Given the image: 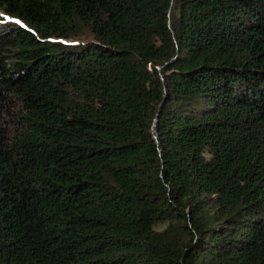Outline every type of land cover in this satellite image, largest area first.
<instances>
[{
	"label": "trees",
	"instance_id": "trees-1",
	"mask_svg": "<svg viewBox=\"0 0 264 264\" xmlns=\"http://www.w3.org/2000/svg\"><path fill=\"white\" fill-rule=\"evenodd\" d=\"M0 264H264V0H0Z\"/></svg>",
	"mask_w": 264,
	"mask_h": 264
},
{
	"label": "clouds",
	"instance_id": "clouds-1",
	"mask_svg": "<svg viewBox=\"0 0 264 264\" xmlns=\"http://www.w3.org/2000/svg\"><path fill=\"white\" fill-rule=\"evenodd\" d=\"M3 16V15H2Z\"/></svg>",
	"mask_w": 264,
	"mask_h": 264
}]
</instances>
